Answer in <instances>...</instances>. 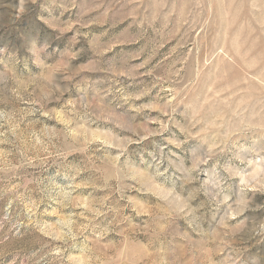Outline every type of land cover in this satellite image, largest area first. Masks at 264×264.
Instances as JSON below:
<instances>
[{"label": "rangeland", "instance_id": "374dc122", "mask_svg": "<svg viewBox=\"0 0 264 264\" xmlns=\"http://www.w3.org/2000/svg\"><path fill=\"white\" fill-rule=\"evenodd\" d=\"M0 264H264V0H0Z\"/></svg>", "mask_w": 264, "mask_h": 264}, {"label": "water", "instance_id": "95a60500", "mask_svg": "<svg viewBox=\"0 0 264 264\" xmlns=\"http://www.w3.org/2000/svg\"><path fill=\"white\" fill-rule=\"evenodd\" d=\"M12 8H14V7H12ZM12 8H11V9H12ZM11 21H12V18H11V17L8 18L7 22L10 23Z\"/></svg>", "mask_w": 264, "mask_h": 264}]
</instances>
